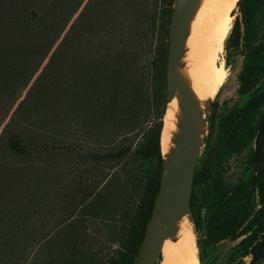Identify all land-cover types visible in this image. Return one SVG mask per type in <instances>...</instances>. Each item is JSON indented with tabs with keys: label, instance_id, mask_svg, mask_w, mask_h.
<instances>
[{
	"label": "rangeland",
	"instance_id": "374dc122",
	"mask_svg": "<svg viewBox=\"0 0 264 264\" xmlns=\"http://www.w3.org/2000/svg\"><path fill=\"white\" fill-rule=\"evenodd\" d=\"M35 1L31 11L40 15L52 11L48 6L53 0ZM64 2L66 7L72 5V10H76L58 43L48 55L43 47L40 57L34 59V63L29 62L24 78L27 84L20 89V98L10 110H3L0 117L1 138L17 107L42 73L48 70L57 45L69 37L64 63L57 65L53 72L49 70L51 76L45 82V98L37 104V110L29 120L22 115L17 120L19 130H29L35 151L31 160L41 162L45 173L43 187L35 190L39 199H32V213H29L33 225L37 230L41 229L36 237L40 243L22 252L12 242L5 249L0 236L3 246L0 247V264H107L106 251L111 253L119 248V241L127 234V214L132 215L133 208L141 200V190L133 185L134 177L149 164L135 152L166 107V90L157 80L153 65L156 61L165 68L158 56L160 46L167 43L166 31L170 28L163 15L164 0ZM92 3L96 7L86 15ZM234 15V24L238 19L241 25L240 47L228 46L234 24L220 57L207 42L198 46L193 39L186 47L185 76L189 83H194V72L199 73L202 68L200 73L204 77L211 62L219 66L222 62L226 73L217 95L210 102L209 113L207 111L208 133L198 169L208 158L212 157L213 161L222 134V122L229 116L238 115L253 96L264 93V73L253 93L239 95L237 92L244 60L256 53H264V0H252L245 11L238 2ZM44 44L42 40L41 46ZM21 45L26 52L28 47L36 44L24 41ZM29 60L30 57L21 65L25 66ZM192 87L198 89L199 86L194 84ZM196 103L199 105L198 101ZM256 134L257 131L248 139L241 153L228 151V159L219 164L224 192L234 186L247 185L252 173L250 160ZM44 145L49 146L51 152L39 158ZM122 148H129L131 152L120 162L101 166L93 161V155ZM97 195L104 210L88 213L87 203L83 200L91 201ZM256 201L254 198L255 204ZM261 201L256 204L257 208L263 205L264 200ZM209 205L210 202L203 199L198 215L192 211L190 220L199 264L251 263L252 257H245L239 245L243 238L216 243L205 237L203 224L211 216ZM252 215H256V209ZM14 218H22V215L15 211ZM198 220L200 224L196 225ZM74 245L77 248H73ZM166 250L156 264H164L170 256V249ZM257 264H264V261Z\"/></svg>",
	"mask_w": 264,
	"mask_h": 264
},
{
	"label": "trees",
	"instance_id": "16d2710c",
	"mask_svg": "<svg viewBox=\"0 0 264 264\" xmlns=\"http://www.w3.org/2000/svg\"><path fill=\"white\" fill-rule=\"evenodd\" d=\"M99 1L96 0V3ZM174 1L164 0L163 15L166 19L167 27L170 26ZM35 2V0H0V117L3 110H10V106L20 98V89L22 87L25 88L27 84L24 78L28 73L29 65L34 63V59L40 57V50L43 47H45L46 55L53 50L70 17L76 10V8L72 10V5L66 7L64 0H53L48 6L52 8V11L48 14L40 15L31 11L32 4ZM251 2L252 0H243L240 4L242 11H245V8ZM94 4L89 5L86 15H89L88 12L90 13L94 10L96 7ZM12 23L13 25H11ZM166 36L167 43L165 46H160V50H158L160 64H164L165 68L162 69L159 63L153 62L156 78L164 86L165 90L166 64L168 63L169 53V29L166 31ZM42 40L45 41V46H41ZM24 41H33L36 45L28 47L26 52H23L25 47H22L21 43ZM68 42L69 37H65L57 45L48 64V70L42 73L32 89L27 93L25 99L17 107L10 123L5 127L3 136L0 138V236H2L1 241L5 249L9 248V243L12 242L16 243L22 252H27L32 245L40 243L36 237L37 231L41 229H36L29 219V213H32V199H39V195H37L35 190L43 187L42 178L45 173L41 162L31 160V156L35 151L32 150L33 146L29 130H19L17 120L19 115L29 120L33 115L32 113L37 110V104L39 102L41 104V100L45 98V82L51 76L49 70L52 69L53 72L57 65L64 63ZM241 42V25L239 20L236 19L233 37L229 40L228 46L238 48ZM30 54L33 56H30ZM28 57H30V60L25 66H22L21 64ZM30 61L31 63H29ZM263 72L264 54L248 56L244 60L239 77L240 87L238 92L244 95L250 93ZM263 103L264 95L261 94L248 103L243 113L248 118H254ZM164 113L165 108H163L158 122L145 133L143 142L135 152L138 158L149 164L147 169L134 177L133 185L141 190L142 196L140 202L133 208V214H127L129 219V224L126 227L127 234L119 241V248L111 253L106 251L107 264H134L138 256L160 187L163 164L160 141ZM41 149L42 153L39 154V158H43V154L50 151L47 145H44ZM130 152L131 149L122 148L119 151L97 154L93 155V161L101 166L110 162H120L126 159ZM262 163H264V154L259 167H261ZM125 190L127 191V189ZM88 201L87 198L83 200L84 204L87 203L85 208L88 213L95 210H102L103 212L104 206L101 202H98L100 201L99 195ZM15 211L21 214L22 218H14ZM247 211L248 208L245 205L242 222L248 216ZM9 218L12 220L10 221ZM218 219L219 228L216 231L209 232L210 238L218 242L222 239L233 237L235 235L234 231L225 230L226 223H223L220 217ZM1 241L0 247H3L1 246ZM245 243L247 242L243 244L245 245ZM73 248H77V245H74ZM257 250L258 253L254 255L255 260L264 259V248H260L259 245Z\"/></svg>",
	"mask_w": 264,
	"mask_h": 264
},
{
	"label": "water",
	"instance_id": "95a60500",
	"mask_svg": "<svg viewBox=\"0 0 264 264\" xmlns=\"http://www.w3.org/2000/svg\"><path fill=\"white\" fill-rule=\"evenodd\" d=\"M197 0L174 1L169 28V53L166 73V104L161 141L165 130V117L169 104L182 95L183 121L178 125V134L171 144L175 150L168 155V161L162 154L163 164L158 194L154 201L151 218L147 224L143 242L134 264H156L162 256L165 241L176 234V227L182 216L191 220V196L195 172L199 163L205 139L200 140L198 119L201 117L194 95L175 71L179 68L187 39V28ZM243 0H239L241 4ZM208 108V113L211 107ZM209 114L205 117L207 127ZM264 137V116L257 138L256 160L260 159L261 139ZM162 153V150H161ZM264 243V241H263Z\"/></svg>",
	"mask_w": 264,
	"mask_h": 264
},
{
	"label": "flooded vegetation",
	"instance_id": "af4514ba",
	"mask_svg": "<svg viewBox=\"0 0 264 264\" xmlns=\"http://www.w3.org/2000/svg\"><path fill=\"white\" fill-rule=\"evenodd\" d=\"M263 73L259 76V80ZM258 83L259 81L254 89L245 95L253 93L257 88ZM238 94L244 95L239 92ZM262 94L264 95V93ZM259 95H256L255 97L253 96V98H256ZM253 98L247 102L244 109H242L238 115H235L234 118L229 116L222 122V134L218 139L213 161L212 157L208 158L204 165L199 169L198 163L191 196V209L195 215H198L197 211L199 209V203H202L203 199L210 202L209 208H207L209 209L211 216L208 221L203 224L205 237L212 242H216L214 239L210 238L209 232L218 230V217H220V220L223 223H226V225L224 224L225 230L234 231L235 235L233 237L222 239L216 243L225 240L236 241L243 238L239 245L240 248L243 249L245 257H252V262L248 264H257L260 261H264V259L255 260L254 258V255L258 253V246L260 245V248H264V203L262 206L259 205L258 208L256 206V204L262 202L261 199L264 200V163L259 167V164L262 162V155L264 154V137L261 139L260 159L256 160V144L264 116V103L259 108V112H257L254 118H248L243 113L248 103ZM256 131L254 152L250 160L252 173L248 177L247 185L234 186L230 190L224 192L223 173L219 170V164H221L223 160L225 161L228 159L226 157L228 151H231L234 154L241 153L246 146L248 139ZM254 198H257L256 204L254 203ZM245 205H247L248 208V216L242 222V214ZM255 209L256 215L253 216L252 211ZM195 223L196 225L200 224L199 220ZM244 242L247 243L244 245Z\"/></svg>",
	"mask_w": 264,
	"mask_h": 264
},
{
	"label": "bare ground",
	"instance_id": "6f19581e",
	"mask_svg": "<svg viewBox=\"0 0 264 264\" xmlns=\"http://www.w3.org/2000/svg\"><path fill=\"white\" fill-rule=\"evenodd\" d=\"M179 1L181 0H178V2ZM238 2L239 0L196 1L192 17L187 28V39L184 47V53L182 55L179 68L175 71V74L179 76L180 80L188 86L189 90L194 95L195 101H198L199 103L198 107L200 108L201 117L198 118V114L196 112H194V117L198 119L200 140L205 139L208 133L205 123V117L207 116L208 111L207 108L209 107L210 102L217 95L226 73L222 62L219 66L214 65L210 61L211 64L207 65V71L204 73V77H202L203 75L200 73L204 69L202 68L199 73L194 72V83H189L185 76L186 66L184 64V59L186 47L188 46L189 41L193 39H195L198 46L207 42L210 44V47L213 46L215 48V55L220 57L228 39L231 36L235 20L234 12ZM209 49L210 48H208V50ZM204 52L207 51L204 50ZM194 84L195 86L196 84L199 86L198 89L192 87ZM166 108L167 104L165 110ZM182 121V95L181 93H177L176 98L169 104L168 114L165 117V130L162 137L161 150L166 162L168 161V155L170 152L175 150V146L171 144V141L174 139V136L179 133L177 127ZM168 248L170 249L171 254L165 260L164 264H199L197 243L191 231L190 219L188 215L182 216L177 224L176 234L165 241L162 255Z\"/></svg>",
	"mask_w": 264,
	"mask_h": 264
}]
</instances>
